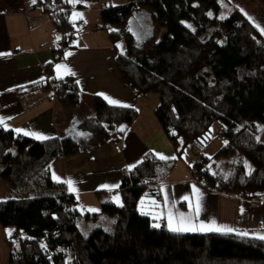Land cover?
Instances as JSON below:
<instances>
[{
    "label": "trees",
    "instance_id": "trees-1",
    "mask_svg": "<svg viewBox=\"0 0 264 264\" xmlns=\"http://www.w3.org/2000/svg\"><path fill=\"white\" fill-rule=\"evenodd\" d=\"M258 1L264 7V0ZM36 6L54 18L64 53L78 34L70 12L84 5L37 0ZM143 9L150 11L153 25L165 29L149 50L137 42L130 25ZM100 17L118 51L123 81L138 97H159L155 115L177 148L196 145L215 122L222 125L227 143L214 158L238 156L241 162L222 179L199 160L192 170L201 187L264 200V141L259 139L264 127V38L257 28L236 15L228 0H130L102 9ZM122 42L124 50L119 49ZM46 73L45 90L63 109L82 110L77 128L96 147L119 139L136 121V109L111 106L100 97L86 99L73 78L55 80L54 64ZM80 151L74 138L36 141L0 125V180L16 197L0 202V225L14 229L7 239L8 264H264V240L175 233L140 215L139 201L159 195L175 160L146 155L122 173L120 204L103 199L99 212L82 215L75 197L50 172L53 161ZM103 218L110 219V227L95 228Z\"/></svg>",
    "mask_w": 264,
    "mask_h": 264
},
{
    "label": "crops",
    "instance_id": "crops-1",
    "mask_svg": "<svg viewBox=\"0 0 264 264\" xmlns=\"http://www.w3.org/2000/svg\"><path fill=\"white\" fill-rule=\"evenodd\" d=\"M36 3L37 0L35 3L33 0H0V117L4 118L0 125L36 141L69 137L80 142L79 153L63 155L50 166L52 180L63 184L67 193L75 197L77 210L99 212L103 199L120 204L118 191L122 173L132 170L146 155L152 154L158 159L160 156L169 158L164 161H176L166 182L160 185L159 195L144 196L139 201L140 215L151 219L153 225L168 228L169 213L177 219L179 213H184L185 217H192L195 230L175 233H221L250 238L264 235V200L240 199L201 187L193 177L194 164L185 163V150L173 144L157 120L155 111L160 104L159 97L155 94L138 97L123 81L117 66L118 51L109 37V28L100 17L101 10L107 7H96L95 3L88 4L84 0L74 3L85 8L70 12L78 34L70 42V48L61 53L63 34L57 31L54 18ZM92 15L94 25L89 18ZM119 49L123 50L120 45ZM51 64H54L53 78H73L86 99L100 97L111 106L127 105L136 109L138 117L125 135L96 147L86 132L79 128L75 131L72 128L74 109L60 107L44 88L46 68ZM110 100L119 103L113 104ZM88 107L90 110V102ZM69 180L71 186L67 183ZM15 198L8 185L0 180V202ZM197 202L200 205L198 216L195 213ZM92 209L96 211H90ZM201 224L234 231L200 229ZM13 230L0 225V264H8L7 239Z\"/></svg>",
    "mask_w": 264,
    "mask_h": 264
},
{
    "label": "rangeland",
    "instance_id": "rangeland-1",
    "mask_svg": "<svg viewBox=\"0 0 264 264\" xmlns=\"http://www.w3.org/2000/svg\"><path fill=\"white\" fill-rule=\"evenodd\" d=\"M230 7L234 10L235 14L241 18H245L254 25L259 33L264 38V33L261 29H264V7L258 0H228ZM130 0H106L101 2H95V6H116L127 4ZM90 4V3H88ZM93 4V3H92ZM151 13L148 9H143L136 16L131 19V30L134 32L137 38V42L144 48L149 50L153 44L159 40L163 35L165 29L161 24L153 25L151 22ZM94 25V16L89 17ZM91 25V26H92ZM93 27V26H92ZM78 28H76L77 30ZM225 36V30L220 33V41L222 42ZM120 46L125 49V43L122 42ZM158 97L157 95H155ZM154 97V96H153ZM85 108V107H84ZM74 126L72 127L75 131H78L77 125L81 117V112L78 109L73 110ZM223 127L219 122H215L211 129L205 134L199 142H195L196 145H190L189 148L185 149L184 160L185 163L196 164L199 160L203 159L206 170L210 171L217 177L222 179L229 176L233 168L241 162V159L237 157H220L214 158L215 155L221 150V148L227 143V140L223 136ZM79 135H84L79 132ZM260 141H264V127H261V134L259 137ZM207 161L206 159H211ZM192 168V167H191ZM252 170V168H250ZM82 215L86 214L83 210H80ZM111 221L109 218H103L102 220L94 224L95 228H106L110 227Z\"/></svg>",
    "mask_w": 264,
    "mask_h": 264
},
{
    "label": "snow or ice",
    "instance_id": "snow-or-ice-1",
    "mask_svg": "<svg viewBox=\"0 0 264 264\" xmlns=\"http://www.w3.org/2000/svg\"><path fill=\"white\" fill-rule=\"evenodd\" d=\"M66 2L74 4V3L78 2V0H66ZM33 3H35V0H33ZM53 3H55V0H53ZM221 18H223V17H221ZM261 32L264 33V29H261ZM66 55H71V53H67ZM71 74L75 75V73H71ZM110 103L118 104L119 102L115 101V100H110ZM123 106L127 107V105H123ZM3 122H4V118L0 117V123H3ZM16 131H21V130H16ZM24 134L28 135L29 133L25 132ZM37 138L38 139H47V137H40V136H37ZM160 159L166 160V159H169V158L168 157H164V156H160ZM172 159H175V157H172ZM57 179H59V178H57ZM67 183L71 186L72 181L69 180V181H67ZM117 187H118V185H117ZM117 199H118V197H117ZM189 207L192 208L193 206L190 204ZM90 211H96V210L92 209ZM199 211H200V205H199V202H197L196 205H195V213H196L197 216L199 215ZM174 220H176V226H174ZM214 224H215V222L213 221V225ZM167 226H168V229L170 231H173V232L195 230L192 227V217L191 216L185 217L184 213H179L178 219L176 217H174L171 213H169V215L167 217ZM154 227H160V225L159 224H155ZM199 227H200V229L207 228L208 230H216V231H221V230L234 231L233 229H230V228H228V229L212 228V227H210L208 225H203V224H201ZM243 235H248V233H243ZM256 238L264 240V235H259Z\"/></svg>",
    "mask_w": 264,
    "mask_h": 264
}]
</instances>
